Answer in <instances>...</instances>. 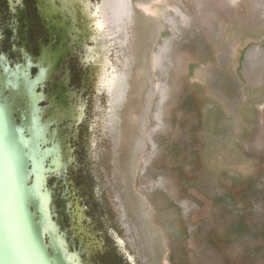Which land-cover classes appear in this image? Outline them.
Instances as JSON below:
<instances>
[{
  "label": "rangeland",
  "instance_id": "374dc122",
  "mask_svg": "<svg viewBox=\"0 0 264 264\" xmlns=\"http://www.w3.org/2000/svg\"><path fill=\"white\" fill-rule=\"evenodd\" d=\"M72 1L62 33L36 0L53 37L38 57L0 56V73L35 82L42 50L57 53L34 94L39 116L67 109L51 125L65 168L48 158L43 187L66 259L264 264V0H129L116 31L103 0ZM1 90L29 137L22 99Z\"/></svg>",
  "mask_w": 264,
  "mask_h": 264
},
{
  "label": "bare ground",
  "instance_id": "6f19581e",
  "mask_svg": "<svg viewBox=\"0 0 264 264\" xmlns=\"http://www.w3.org/2000/svg\"><path fill=\"white\" fill-rule=\"evenodd\" d=\"M39 1L43 6L45 17L49 21H52L54 26H56L62 33L64 31L66 32V27L68 29L70 23V21L68 23V20L66 18L70 19L72 22L74 20L75 12L73 8V3L75 1L73 2L72 0H62L63 7L57 5L56 0ZM157 1L158 0H154L152 2V7L153 4ZM101 6L103 15L105 13H107L106 15L109 14V22H112L113 30L116 31L118 25L117 16L124 14L126 10H128L129 0H103ZM151 9L146 11L153 12L151 11ZM49 10H51L54 14H47ZM172 10L176 15H179L175 8L172 7ZM62 16L64 18H62ZM43 62L44 61L42 60V64ZM43 65H41L39 76L37 78V81L35 82H28V80L25 78H19L18 74L14 73L13 71H10L8 68H4L3 72L0 73V120H3L5 118L7 120H12L15 126V134L18 143L22 142L25 150L24 152L26 153V155L28 154L29 157L32 159L34 168L33 171L30 173L28 180H31L33 178V174H35L36 181L33 189L34 196L32 197V202L36 207V215L41 213L42 216L41 221L39 223V228L43 233L50 234V245L55 251V254L61 257L65 264H71V261L69 259H66L62 250L61 244L63 242H66V239L64 238V236L59 234L58 223L55 224L52 221V216L50 212L51 209L49 208V202L53 200L51 194L52 192L51 190L45 192L43 190L44 183H46L47 181L46 178L49 172L48 170L51 171V169H46V160L48 158L51 159V163L56 165L58 173L61 172L62 167L65 168L59 155L57 154L60 151V145L58 144V142H56L59 135V125L55 130L51 129V125L53 122L59 124V122L65 119L67 117V109L63 107L61 103H58V109L54 113L49 114L47 117H42L38 115L39 110L37 109V101L39 99L38 96L34 94V88L36 83H38V81H42L47 75V71L51 68V66H53L49 64V66ZM7 83L12 86V97L20 100L22 99L21 101L23 104L20 103L19 105L23 110V116L24 118H26L27 123L29 125L27 128L31 130V132L29 133V137L25 136L24 131H22L21 125L18 124L15 120L13 116V111L9 107L8 103H6L4 99L1 98V89L7 86ZM43 145L46 146L45 150H42ZM53 211L54 215H57L55 205L53 206ZM121 219L125 218L122 217Z\"/></svg>",
  "mask_w": 264,
  "mask_h": 264
},
{
  "label": "water",
  "instance_id": "95a60500",
  "mask_svg": "<svg viewBox=\"0 0 264 264\" xmlns=\"http://www.w3.org/2000/svg\"><path fill=\"white\" fill-rule=\"evenodd\" d=\"M44 103H46V101L42 102V104ZM42 104L40 108L45 107ZM13 130H15V126L12 120H7L6 118L0 120V264H65L61 257L57 256L51 247L50 234L43 233L39 228L42 216L41 213L36 215V207L32 202V197L34 196L33 189L36 181L35 174H33L32 180H28L34 165L32 159L28 154L26 155L25 152L20 155L18 161L16 183L12 184L9 180L6 159L9 151L8 137L13 133ZM72 161L68 164V167ZM67 170L63 177L66 175ZM53 178L60 179L53 176L50 178V181ZM50 186L56 191L61 215L64 219L63 211L67 206L65 207L63 205L61 207L62 203L59 193L53 185L50 184L49 187ZM13 227H15L21 236L29 241L34 248L35 251L31 258L15 261H8L5 259V240L9 230ZM66 230L69 235V241L72 243L70 240V232L75 233V229H69L66 224ZM71 247L72 249H78L73 246V243ZM81 252L85 255L83 251Z\"/></svg>",
  "mask_w": 264,
  "mask_h": 264
},
{
  "label": "flooded vegetation",
  "instance_id": "af4514ba",
  "mask_svg": "<svg viewBox=\"0 0 264 264\" xmlns=\"http://www.w3.org/2000/svg\"><path fill=\"white\" fill-rule=\"evenodd\" d=\"M56 1L58 2V0ZM32 2L35 14L31 12L27 0H0V56L5 55L11 64L23 62L24 58L20 47H25L34 57H38L41 43L52 42L50 27H47L46 20L42 18L36 0H32ZM37 28H42L46 32L47 39L42 36H34ZM14 44H17L19 48L14 49ZM64 65L61 70L66 68ZM62 78L57 77V79ZM42 105L46 106V103Z\"/></svg>",
  "mask_w": 264,
  "mask_h": 264
},
{
  "label": "snow or ice",
  "instance_id": "6c2138e0",
  "mask_svg": "<svg viewBox=\"0 0 264 264\" xmlns=\"http://www.w3.org/2000/svg\"><path fill=\"white\" fill-rule=\"evenodd\" d=\"M49 15L54 14L51 10L48 11ZM42 60L49 65L54 64L57 57L56 52H52L50 49L45 48L41 52ZM9 151L6 159V166L9 173V180L12 184L16 183V173L18 167V161L20 155L24 153V146L22 142L18 143L15 136V130L8 137ZM34 248L31 243L21 236L19 231L13 227L9 230L6 240L4 257L8 261L22 260L31 258L34 253Z\"/></svg>",
  "mask_w": 264,
  "mask_h": 264
}]
</instances>
